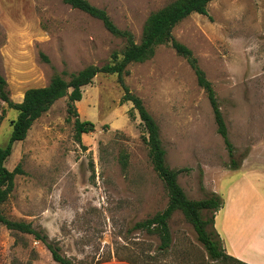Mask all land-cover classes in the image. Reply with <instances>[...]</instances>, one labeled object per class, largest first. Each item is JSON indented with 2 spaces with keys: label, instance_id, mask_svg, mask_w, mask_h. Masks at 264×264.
Instances as JSON below:
<instances>
[{
  "label": "rangeland",
  "instance_id": "obj_1",
  "mask_svg": "<svg viewBox=\"0 0 264 264\" xmlns=\"http://www.w3.org/2000/svg\"><path fill=\"white\" fill-rule=\"evenodd\" d=\"M87 1L139 42L147 17L173 0ZM173 37L211 82L240 164L231 169L193 71L169 46H159L151 60L127 68L124 83L158 124L167 165L184 169L178 183L192 200L222 196L242 176L264 195V0L214 1L208 16L190 15ZM122 48L100 21L62 0H0V73L15 103L54 74L68 80ZM122 94L115 76L99 74L74 103L79 119L94 124L92 133L75 141L64 97L14 144L5 167L20 165L23 174L15 176L2 211L30 223L46 242L0 225V264H58L47 244L72 264H213L179 213L169 223L172 246L164 254L157 252L156 236L131 231L162 211L167 195L149 162L139 118L130 103H121ZM2 109L0 147L16 117L0 102V115Z\"/></svg>",
  "mask_w": 264,
  "mask_h": 264
},
{
  "label": "trees",
  "instance_id": "obj_2",
  "mask_svg": "<svg viewBox=\"0 0 264 264\" xmlns=\"http://www.w3.org/2000/svg\"><path fill=\"white\" fill-rule=\"evenodd\" d=\"M72 9L78 10L93 19L100 21L105 30L113 37L123 41V48L112 52L110 60L101 65H89L82 70L68 75V80L61 75L54 74L49 83L43 87L27 89L23 100L15 103L10 99L7 82L0 73V102L7 109L16 113L11 121V134L8 143L0 147V225L7 230L22 234L33 235L36 239L46 242V238L35 231L30 223L14 221L7 218L2 211L3 204L14 189V178L23 174L18 165L12 171L5 167L6 160L10 157L14 144L22 142L33 123L45 114L59 99L67 98V114L74 119V139L80 141L82 135L94 131V124L90 121H81L74 103L81 101L82 88L91 84L97 75L115 76L116 82L122 89L121 103H130L132 111L136 113L145 133L143 142L147 147V156L153 172L161 181L167 195L166 207L151 217L135 223L131 231L144 232L156 236L159 245L157 252L166 253L172 246L169 223L176 213L191 225L198 242L203 246L207 259L213 264H246L226 254L222 240L214 229L215 214L223 208L224 201L216 193L201 200L189 199L178 183V176L184 169H172L166 163V152L160 139V129L154 118L146 110L142 100L131 93L124 83L128 74L127 68L132 64L144 63L151 60L159 46H169L177 56L182 57L193 71L196 83L201 88L210 105L217 134L222 138L229 153L231 169L239 167L238 161L233 157V149L228 140L227 128L219 108L215 90L206 78L205 72L200 68L192 51L173 37L174 28L192 14L208 16V6L217 0H173L159 10L152 12L145 20L139 42L127 30L119 29L105 12L90 4L87 0H62ZM48 63L47 57L40 55ZM5 116L1 110L0 120ZM122 167L127 165V156H121ZM52 254V259L58 264H72L65 257H61L57 249L47 244ZM154 260V259H152ZM135 264V263H131Z\"/></svg>",
  "mask_w": 264,
  "mask_h": 264
},
{
  "label": "crops",
  "instance_id": "obj_3",
  "mask_svg": "<svg viewBox=\"0 0 264 264\" xmlns=\"http://www.w3.org/2000/svg\"><path fill=\"white\" fill-rule=\"evenodd\" d=\"M221 197L224 206L215 214L214 229L226 254L246 264H264V195L242 176Z\"/></svg>",
  "mask_w": 264,
  "mask_h": 264
}]
</instances>
